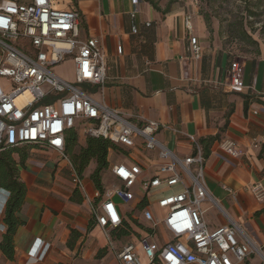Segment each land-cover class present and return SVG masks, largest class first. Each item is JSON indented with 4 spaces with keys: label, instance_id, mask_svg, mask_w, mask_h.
<instances>
[{
    "label": "crops",
    "instance_id": "obj_1",
    "mask_svg": "<svg viewBox=\"0 0 264 264\" xmlns=\"http://www.w3.org/2000/svg\"><path fill=\"white\" fill-rule=\"evenodd\" d=\"M158 6L160 12L145 0L138 8L133 0H63L60 4L62 9L80 11L82 38L100 40L107 56L108 79L103 90L87 85L94 90L89 92L92 97L128 117L138 114L195 137L207 159L208 189L264 250V194L256 197L250 189L257 181L264 183V49L258 56L241 58L246 89L229 92L230 70L237 58L211 36L199 6L193 0L171 5L161 0ZM187 14H192L194 35L201 42L199 60L187 50ZM66 80H74V70ZM156 138L177 156L194 154V145L182 136L163 130ZM228 140L237 143V157L222 150ZM17 149L13 159L27 188L26 199L17 214L21 225L13 238L14 259L0 250V264H119L103 230L91 224L85 194L74 193L75 166L70 157L41 146ZM112 155L110 167L125 162L121 157L111 161ZM86 171L81 178L92 196L96 188L91 178L86 180ZM9 197L0 191V243L7 232L4 210ZM202 206L211 230L227 225L218 209L208 203ZM73 230L79 233L74 240ZM124 244H114V249ZM142 260L148 263L143 253ZM244 264H260V259L252 256Z\"/></svg>",
    "mask_w": 264,
    "mask_h": 264
},
{
    "label": "built area",
    "instance_id": "obj_2",
    "mask_svg": "<svg viewBox=\"0 0 264 264\" xmlns=\"http://www.w3.org/2000/svg\"><path fill=\"white\" fill-rule=\"evenodd\" d=\"M139 2L133 0L134 7L138 8ZM62 3L0 0V151L41 146L67 159L71 130L86 137H103L119 146L110 154L123 152L129 165L118 161L109 166L115 184L112 188L103 185V191L95 189L90 196L76 169L72 176L119 264H145L142 253L147 264H244L252 256L264 264L262 246L208 189L207 159L195 137L138 114L128 117L84 90L85 85L104 89L107 56L100 40L82 38L80 11L75 7L62 9ZM193 3L199 6V0ZM184 21L189 36L187 50L199 60L203 51L194 35L192 14H187ZM118 52L122 53V47ZM69 60L74 80L68 81L54 69ZM241 64L238 59L232 64L229 92L246 89ZM163 130L190 141L194 154L177 156L156 138ZM222 150L238 156L237 143L232 140L225 141ZM138 183L143 193L135 191ZM224 189L234 194L232 189ZM250 189L254 196H261L264 183L257 181ZM204 203L218 209L227 225L211 230L205 221ZM122 229L139 241H129L115 250L109 234Z\"/></svg>",
    "mask_w": 264,
    "mask_h": 264
},
{
    "label": "trees",
    "instance_id": "obj_3",
    "mask_svg": "<svg viewBox=\"0 0 264 264\" xmlns=\"http://www.w3.org/2000/svg\"><path fill=\"white\" fill-rule=\"evenodd\" d=\"M155 10L161 11V7L158 6L156 0H145ZM241 2L240 8L243 9L241 13H247L246 18L237 20H227L230 23L228 34L231 39L238 42H247L256 44L257 42L249 34L248 29L253 28V17H262L264 15V0H238ZM168 13V10L164 11ZM204 21L210 31L211 20L208 14L204 16ZM260 53V50H259ZM258 53V54H259ZM79 134L78 132L71 130L66 144V154L70 157L71 162L74 164L75 169L79 177H82L87 168L92 164H96V169L92 172L90 178L92 179L94 186L97 190L103 191V178L101 177L103 170H106L110 166L109 155L112 151H117L119 146L114 145L111 141L105 138H97L89 136L86 138L85 145L81 148L79 153H75L74 149L78 143ZM19 151L17 148L10 147L9 149L0 151V191L5 190L10 195L6 206H5V217L4 222L7 226V232L3 236L0 243V250L3 252L5 257L13 261L14 259V235L21 225V221L17 214L21 211V208L25 204L26 185L21 181L19 175V166L13 159V154ZM25 159L20 161V164L24 166ZM78 190L74 193L76 194ZM92 225H96L94 221H91ZM112 239L120 240V238L130 236V231L122 229L120 231L113 230ZM79 235L77 230H73L71 238L74 240ZM106 250H104L105 252Z\"/></svg>",
    "mask_w": 264,
    "mask_h": 264
},
{
    "label": "rangeland",
    "instance_id": "obj_4",
    "mask_svg": "<svg viewBox=\"0 0 264 264\" xmlns=\"http://www.w3.org/2000/svg\"><path fill=\"white\" fill-rule=\"evenodd\" d=\"M160 4L161 0H156ZM178 0H169V5L177 2ZM241 2L238 0H199V7H198V13L201 15V17L204 19V16L206 14L209 15L211 20V36L213 38H217L218 41L223 45V48H227L230 51H232L234 57L238 59V61H241V58H244L246 56H258L259 50L264 49V15L262 17H253V19H249V21H253V28H249V34L252 36V38L257 42L256 44H249L247 42H238L231 39L230 35L228 34V30L230 27V23L228 20H233L235 22L240 21L242 18L247 17V13H241L243 9L240 8ZM227 18H229L227 20ZM259 53V54H258ZM70 60L57 66L54 71H56L61 77L64 79H69L72 74L73 70L71 67ZM242 63V61H241ZM2 82L5 84L6 81L2 80ZM84 90L88 92H93L94 90H91L88 88L87 85L84 86ZM79 139L78 143L75 146V153H79L81 151V148L85 145L86 142V136L83 133H78ZM22 149H28L30 146L25 147H19ZM121 157L122 159L125 158V154L123 152H118L116 155H112L110 157V160L113 161L117 157ZM126 164L129 165V161L127 159L124 160ZM96 167L95 163H92L90 167L87 169L85 178L86 180L90 179L89 174L92 170H94ZM103 178V185L105 188H112L115 184L112 178L109 175V169L103 170V173L101 175ZM135 191L142 192L141 184L138 183L135 187ZM143 193V192H142ZM112 239V233L109 234ZM106 237V236H105ZM104 239V238H103ZM116 240L114 239V244L118 247H120L122 244L126 243L127 241L135 242L139 241V238L137 236H126L123 238H120L119 242L116 243ZM112 248H110L111 250ZM107 253H109L107 251Z\"/></svg>",
    "mask_w": 264,
    "mask_h": 264
}]
</instances>
